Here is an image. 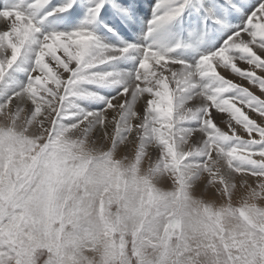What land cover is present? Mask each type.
Instances as JSON below:
<instances>
[{"label": "snow or ice", "instance_id": "6c2138e0", "mask_svg": "<svg viewBox=\"0 0 264 264\" xmlns=\"http://www.w3.org/2000/svg\"><path fill=\"white\" fill-rule=\"evenodd\" d=\"M0 264H264V0H0Z\"/></svg>", "mask_w": 264, "mask_h": 264}]
</instances>
